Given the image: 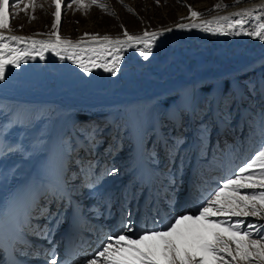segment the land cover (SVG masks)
Returning a JSON list of instances; mask_svg holds the SVG:
<instances>
[{
	"label": "bare ground",
	"instance_id": "1",
	"mask_svg": "<svg viewBox=\"0 0 264 264\" xmlns=\"http://www.w3.org/2000/svg\"><path fill=\"white\" fill-rule=\"evenodd\" d=\"M10 1L11 0H9L8 5L5 6L7 24H9L10 20ZM260 5H264V0L245 3L206 17L198 16L191 18L189 16L187 21L177 24L202 23L204 21H210L214 17L226 16L240 11L241 9L254 8ZM255 23L256 21H250L245 27L250 29ZM177 24L155 30L162 31L168 28L173 29L170 33L166 32L163 38L160 39L149 60L145 61L140 58L138 53L133 49H129L125 52L121 61V68L118 70L116 76H112L102 68H94L92 72L84 73L83 70L79 68L78 64H73L72 61L67 58L61 59L52 51H46L43 60L33 51L32 55L35 58L26 59L21 62L18 69L14 68L12 65L7 66L5 79L0 81V103L24 104L29 107L27 114L31 113L32 109L30 108L36 105L44 106L43 114L31 125L24 124L18 117L7 120L5 123L7 130L0 138V223L9 231L10 237L17 242H21L20 238L27 236V233H29L28 235L36 236V238H29H33L32 240H37V238H39L37 241L44 243L32 245L33 247L30 253H28L30 258L22 257L28 262H31V264H46L47 260L39 259L37 252L41 254L40 251H44L46 256L50 258L48 253L54 248L58 257L60 255V248L57 247V243L64 238V232L55 235L50 234L45 238L42 234H36V226L39 225L41 230L46 232L49 228H51L52 231V228L61 225L63 228L65 222H68L65 212H57V208L52 210V216L46 217V213L43 212L47 210L44 205L50 201L48 199V193L51 191H63L60 187L51 183L50 179H58L65 168L63 154L66 149L63 146V141L67 134L68 124L70 122L74 123L75 121V113L72 111L73 108L86 104H93V106L96 107L99 106L100 103H106L113 108L122 105L123 115H128L130 119L133 120V125L135 126V133L133 135L135 146L132 145L131 141L129 142L131 147L127 150L138 153V143L140 142V146L142 147L144 132L147 129L150 131L152 128L155 130L156 125L159 120H161V113L164 111L162 110V106L151 102V98L163 94L168 89V85L171 89L183 88L185 86L184 89H186L203 79L202 82L220 79L227 74H232L238 69L250 66L264 57V41L256 37L244 34L228 35L205 32L203 28L177 29ZM0 32L5 36L31 37L33 40L55 39V36L40 37L14 33L8 30L7 27L0 28ZM119 38L123 39L124 37ZM84 40L87 41L90 39ZM72 41L76 42L79 40ZM11 43L16 45L15 41ZM16 46L23 49L30 45L26 41ZM61 55H64V53L61 52ZM215 69H217V71H214ZM232 83L234 84V81H232ZM192 91L193 90H189V94L185 96V98L179 96V101L183 103L186 100V102H189L191 106L196 109V106L202 103V95L199 91H195L196 93ZM194 93L195 97H191L190 95ZM211 94L215 95L214 100L219 98L220 91L218 83H215ZM178 111L176 114H178ZM175 112L176 109H173L171 114ZM188 112L195 114L196 110L194 112L188 110ZM117 114H120V112L116 111L110 113L109 120L111 123L115 120V124L119 120ZM225 123L226 122H224V125L226 127L230 122ZM224 132H226V129H224ZM247 133H250L249 128L245 131L241 139V142L245 144V146L243 147L241 144L238 152L242 153L241 151L243 150L244 155L250 151H245L248 137ZM168 134L165 130V139L168 140L169 144L171 142L173 143V140L169 138ZM171 137L176 138L180 136L173 133ZM84 141L87 142L86 140ZM151 143L150 140L146 142L145 150V160L149 162V165H151V159L153 161V157L155 156L148 157L149 154L147 153V149ZM215 147L218 148L217 145H215ZM160 151L159 158L163 155V152L164 156L168 153L165 146H162ZM86 154L87 152L82 154L83 162L79 163L76 169H73V165L69 167L68 164V178L71 179L72 176H75L76 179H74V181L71 180L66 186H68V190L74 195V200L78 203V208L81 210L83 216L87 213L88 217L86 218L99 222L101 234L105 231H109V235L115 236L125 219H129L133 231L128 234L133 237L142 229H151L153 227L161 229L166 228L168 223L172 221L175 216L183 215L182 213L186 208H189L188 214H196L200 199L202 198L201 192L204 189L210 191L209 185L212 181L214 184L216 183L217 186H220V182L223 179L229 178L227 176L228 171L231 172L244 161V156H240L239 159L236 158L237 160L231 165L228 163L224 164L222 166L223 171L214 172L207 169L208 165L205 164L203 160L211 158L212 155L210 153L209 157L201 159L203 160L201 162L195 158L192 160V167L190 169L187 168V177L180 174L183 168L177 165L172 169L174 171V173L172 172L173 176L171 178L169 176L170 179L168 178L166 181L165 187L168 191V199L165 198L166 195L164 194L159 195L164 196L162 200L163 204L160 207L157 206L155 213L153 206L152 208L146 207V195L144 198L139 197L135 199L129 206L127 205L129 197L128 192L131 190L135 197L138 195L135 191L142 190L144 184L146 185L144 177H142L140 181V171L138 169L134 170L130 176L122 179L119 182L120 184L114 187L115 190L109 191L108 194L106 192L104 193V190L102 195H96L95 188L91 193H83L81 196L78 195L79 193L75 191L74 186L71 187V184L72 182L73 184L80 183L82 176L80 174V177L77 178L76 175L78 174L75 173V175L72 172H76L80 164L87 162L85 160ZM140 155L139 153L140 162L143 163ZM169 160L170 157L167 158V161ZM179 160L180 159H178V161ZM177 162H175V164H177ZM86 165L89 166V164ZM87 168L95 172L94 167ZM201 169L208 175L204 176L203 172H200ZM206 169L209 172H207ZM81 170L84 169L81 168ZM151 172L153 174L148 171L150 181L157 177L164 183L160 174L161 171L151 166ZM188 172L190 173L188 174ZM194 173H199L198 176L200 179L198 180H200V183L203 184V179H201L202 176L206 177L205 182L207 180L206 184H203L199 192L195 191V188L199 186L196 184L197 180L194 179ZM107 174L108 172L105 175ZM87 175L89 174L86 172L85 177ZM99 175L100 173L96 171V176L93 178H90L91 176L87 177L86 182H81L83 187L86 190H90L89 188L91 185L89 183H94L95 180L98 181L100 178ZM102 177H104L103 170ZM134 180H137V182L133 183ZM172 181L175 185L177 184V186H180L181 183L184 185L182 187L183 191L179 193V197L178 195L176 196L175 203L178 201L177 206L174 208L176 211L172 209V204L174 202V197L172 198V193L174 191L170 183ZM188 184H190L192 191L186 195L184 188H186ZM130 185L134 186L128 190ZM124 188L126 190H124ZM177 191L178 190H176V192ZM114 197H116V200H114ZM192 201L193 203L191 204ZM102 204H104V206H102ZM68 207H72L71 203H68ZM131 207H136L132 211L131 218L129 216H124L123 218L116 219L119 210H130L132 209ZM143 208L147 210V213H145V211L143 212ZM27 211L30 213L28 216L26 214ZM53 216H55V220H53ZM105 217H109V221L106 220V225H104ZM114 225H116L118 229L115 234L112 233V227ZM93 236L94 233H90V237L86 241L85 246L88 245V249L81 248L79 252H89L88 250H90L91 247H93L92 249L96 247ZM25 253L27 254V252ZM93 258L94 256L91 257V259ZM74 259L78 261L75 255L73 256L71 264H77V262H74Z\"/></svg>",
	"mask_w": 264,
	"mask_h": 264
},
{
	"label": "rangeland",
	"instance_id": "2",
	"mask_svg": "<svg viewBox=\"0 0 264 264\" xmlns=\"http://www.w3.org/2000/svg\"><path fill=\"white\" fill-rule=\"evenodd\" d=\"M253 1L256 0H241L240 3H234V0H159V3H157V0H98L97 4H91L90 0H84V5L79 6L73 3L72 0H61L62 12L61 23L59 25L60 35L64 39L81 40L83 38L84 40L91 38L88 36H84L85 33L98 34L97 38L103 37L105 35L109 36L110 38L123 37V32L125 30H127L129 34L133 35L143 34L145 30H160L162 28L173 26L179 22L187 21L190 16L188 6H191L192 10L194 11L203 13L201 17H206L217 12H223L235 6ZM26 4L28 5L27 8H25ZM99 4H105L107 8L102 9L98 6ZM217 4L226 5V7L214 9V5ZM9 6L10 20L7 27L8 30L14 33H21L29 36L54 37L51 35L52 32L56 31L52 28V24L55 19V17L52 15V13L55 12V6L52 3V0H11ZM129 8H131L132 11H129ZM113 12L115 13V15L111 14ZM258 67L264 68V57L254 62L250 66L238 69L237 71L232 73L234 76H240V78L243 80V86L245 87L247 96V102L244 107H246L247 109L248 117H250V112L251 114H254V112H256L255 120H247L251 126H249V132L251 130L252 135L254 136L255 147L252 152L248 151L250 153H247V156L244 155L243 150L241 151L242 153H238L237 156H244V161L242 163L251 159L256 154L261 145H264V75H259V72H256L258 71L256 69ZM214 71H217V69H215ZM228 77L229 74L224 76L221 80H226ZM202 81L197 82V84L195 83L193 86L200 84ZM210 81L212 80L204 81L199 86H190L186 89H184L186 86L183 88L171 89L168 85V89L163 94L151 98V102L157 103L159 106H162V110H164L161 113V119L163 122V128L166 130L167 134L169 133V138L172 139L171 134L175 133L185 141V148L182 149L180 155L181 161L179 160L177 164H174L177 153L174 155L169 154V156L172 157L173 166H167V168L165 170H162L161 172L166 174L165 177L167 178H169V176L170 178L173 176L174 171L172 169H174L177 165L180 168H183L180 174L187 177V168L185 166H188V162L192 158H194L195 149H199L201 147L200 142H204L205 138L206 143L204 144L208 145L209 143L211 131L213 129V117H210V115H208V107L204 105L208 104V102L205 98L207 91H204L203 89H207L208 86L214 82ZM200 86L203 90L202 96L204 102L199 105L200 109L199 106H196L197 108L195 110L197 111L199 109L197 122L198 128L195 124L194 128H196L194 129L189 124V122H186L185 116L188 114V111L181 110V108H184L189 102H186L185 100V102L181 103L179 101V96L185 98V96L189 94V90H193L192 92H200ZM195 93L190 96L195 97ZM231 93L229 91H226L223 98L222 116L225 120H228L231 125H234L238 121L244 122V120H238L239 116L234 111L235 105L232 104ZM30 109H32V112L27 114L29 107L24 104L7 102L0 103V138L7 130V127L5 125L7 120H12L18 117V119H21L24 124L26 123V125H31L43 114L44 106L36 105ZM173 109H176V112L171 114V111ZM178 110L179 114L178 116H176ZM72 111L75 113V121L74 123L70 122L68 124L69 131H67V134L65 135L63 141L66 147L67 154L69 157H71L70 162L73 164V167H76V165L81 162V158H79L78 156L79 153L76 152L78 150L77 144L80 143L79 138L83 137V140H86L90 146V152H87L85 157V160L87 162L80 164L79 168L77 169L76 173L78 175L76 176L77 178L80 177V173L83 172L81 168H83L84 174L82 176V180H84H81L80 183L86 182V178L88 177V175L86 177L85 175L86 171L89 169L87 167H94L95 171H98V173H100V181L98 182L95 180L94 183H89L91 186L94 185L92 187L90 186V190H86L83 187L82 183L73 184L72 182L71 187L74 186L75 191L79 193L78 195L80 196L83 193H91V191L95 190V188L96 195H102L104 190V193L106 192L108 194L109 191L115 190L114 187L118 186L120 184L119 182L122 179L126 178L124 176L132 172V168L135 165V157L131 152L127 150L130 147L129 142H131L130 140L132 137V133L133 135L135 133L133 120H131L128 115H123L122 105H119V107L117 108H113L106 103H100V105L96 107L93 106V104H86L81 106L79 105L78 107L73 108ZM116 111L120 112V114H117L119 116V120L116 122L117 124L115 123L116 126H114L115 124H113L112 126L110 124L111 122L109 120V115L111 112L114 113ZM251 116L254 118L253 115ZM178 117L180 130L178 126L176 127L175 123L173 122V118ZM188 117L189 116L187 115V119L189 120ZM230 123L226 125V130L229 128ZM110 125L111 127H109ZM205 126L207 127V132L204 134L203 139H201L200 129ZM176 131L178 132L176 133ZM152 133L153 134L150 137L152 143L149 146V155H151V157L155 155L153 157V166H157L156 161L157 159H159L162 143L161 140H159L156 136V133ZM196 142L198 143L197 146ZM170 144H172V142ZM75 146L77 149L75 148ZM201 149L206 156L208 153L207 146L203 145ZM161 156L157 161L158 163H160L162 160ZM203 160L204 163L209 167L208 161L211 160V158H209L208 160ZM203 160H200V162ZM169 162H171V158L169 161H167L166 164H168ZM242 163L234 169H237L242 165ZM86 164H89V166ZM113 168L118 169V172L116 174H109ZM102 170L104 173V177H102ZM88 172L89 176H94L93 173H91L90 171ZM107 172L108 174L105 175ZM200 172H203V169H201ZM232 172L233 170L231 172L228 171L227 176L229 177V174ZM189 173L190 172H188V174ZM198 174L199 173H194V179H200ZM203 175L207 176L208 174L206 175V172H203ZM74 179H76V177L71 178L72 181H74ZM201 179H203V184H206V177L202 176ZM255 179L260 180L261 178L257 176L255 177ZM135 182H137V180ZM170 183L173 187L174 192L172 193V198L174 197L173 203H175L176 195H178L179 197V194H177L176 190H178V192L180 193L181 191L179 190H181L184 185L183 183H181L180 186H177V184L175 185L173 181ZM133 186L134 185H130L129 189H131ZM209 186L210 191H212V189L215 190V188L219 187L216 183L214 184L213 181ZM125 188L124 190H126ZM140 190L135 191L134 189V191L137 193H139ZM255 190L261 191L264 189H260L259 187H257ZM225 191L228 193H232L231 189H227ZM248 191L252 190L249 189ZM128 194L134 197L131 190L130 192H128ZM240 194L242 195L244 193L242 192ZM135 197L137 199L138 195H136ZM114 198V200H116V197ZM177 203L178 201L173 204V207H176ZM192 203L193 201L191 202V204ZM102 206H104V204H102ZM172 209L174 210V208ZM188 210L189 208H186L182 214L187 213ZM222 218L229 220V223H235L237 219L241 220L242 223L240 228V235H243L244 232H247L249 230L251 231V235L244 236V244L249 246L250 251L252 240L258 241V244L260 245H264V239H261V236L264 235V213H261V215L256 217H231L230 219L228 217V214H225ZM249 226H251V228ZM222 227H227V224L223 225ZM222 235H224V237L227 239L229 233H222ZM229 244L231 246V249L233 250V254H235L236 244L231 240H229ZM92 256L93 254L91 255V257ZM252 256L254 261H256V264H262V262H260L256 257V253L254 251H252ZM225 259L228 260L230 259V257L225 256ZM97 264H100V262L97 261ZM210 264H219V262L210 261ZM236 264H250V262L238 258Z\"/></svg>",
	"mask_w": 264,
	"mask_h": 264
},
{
	"label": "snow or ice",
	"instance_id": "3",
	"mask_svg": "<svg viewBox=\"0 0 264 264\" xmlns=\"http://www.w3.org/2000/svg\"><path fill=\"white\" fill-rule=\"evenodd\" d=\"M9 0H0V28L8 27L6 22V8ZM73 3L83 6L84 0H72ZM241 0H234L240 3ZM55 6V17L52 28L56 31L51 35L55 39L33 40L31 37L5 36L0 32V81L5 79V72L8 65L18 69L21 62L26 59H34L32 55L35 51L41 60L44 59L46 51L55 52L61 59L67 58L73 64H78L84 73H90L94 68H102L112 76L118 74L121 68L123 55L129 49L135 50L139 57L147 61L154 53L155 46L163 38L165 33H170L173 29L168 28L162 31H147L143 34H129L127 30L123 32V39H115L105 35L98 37V34L85 33L84 36L91 37L90 40L73 42L71 39H62L59 35V25L61 23V0H52ZM91 4H97L98 0H90ZM159 3V0H157ZM102 9L107 8L105 4H99ZM28 5H25L27 8ZM128 7V6H125ZM189 7V15L195 18L203 13L192 10ZM226 5H214V9H220ZM132 11L131 8L128 9ZM115 15V13H111ZM185 19V18H182ZM250 21H256L249 29L245 27ZM214 25V26H213ZM177 29L203 28L205 32L220 33L228 35H247L256 37L264 41V5L254 8L241 9L226 16L214 17L210 21L202 23L176 25ZM16 45L28 42L30 46L23 49ZM39 46V47H37ZM61 52L64 55H61ZM183 111H195L190 103L186 104ZM207 132V127L200 129L201 139ZM173 143L168 140L163 141L165 148L170 155L178 153L185 141L182 138H172ZM255 169V170H254ZM118 169L113 168L109 174H116ZM260 177L256 180L255 177ZM244 181V182H241ZM259 187L264 189V145L257 150L256 154L248 161L242 163L237 169L229 174V178L220 182V186L213 190L204 189L201 192V199L196 214L185 213L175 216L166 228L142 229L133 237L131 221L123 223L115 236L109 235L102 242L101 250L94 253V258L86 260L84 264H236L237 259L247 260L250 264H256L252 256V251L256 257L264 264V245L258 241H251V251L249 246L244 244V236L251 235V231L240 235L242 221L237 219L235 223L222 218L228 214L231 217H256L264 213V190L256 191ZM231 189L232 193L225 190ZM251 189L252 191H248ZM244 194H240V193ZM62 198V196H61ZM50 212L47 216H52ZM130 216V214H129ZM55 220V216H53ZM227 224V227H222ZM251 228V226H249ZM36 234L44 235L47 238L51 234V228L44 232L40 226H36ZM222 233H229L226 239ZM264 239V235L261 236ZM229 240L236 244L235 254L229 244ZM114 242V243H113ZM50 257L46 264H60L58 254L53 248L49 253ZM225 256L230 257L226 260ZM65 264H71L66 260Z\"/></svg>",
	"mask_w": 264,
	"mask_h": 264
}]
</instances>
